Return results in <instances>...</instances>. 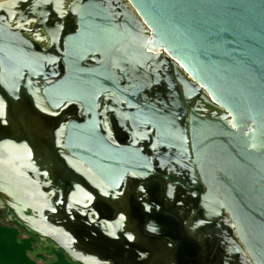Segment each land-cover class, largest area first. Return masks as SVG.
Segmentation results:
<instances>
[{"label":"water","instance_id":"95a60500","mask_svg":"<svg viewBox=\"0 0 264 264\" xmlns=\"http://www.w3.org/2000/svg\"><path fill=\"white\" fill-rule=\"evenodd\" d=\"M51 1L65 8L0 1V123L12 120L25 83L44 81L41 104L86 112L60 151L81 166L63 190L45 146L11 144L0 154V204L10 217L79 264H264V0H81L69 8L76 30L64 38L65 75L54 82L53 65L11 32L16 16ZM159 59L173 64L178 83L152 78ZM157 84L173 95L147 99ZM201 94L220 112L189 111ZM107 96L186 171L196 203L164 198L149 155L108 141Z\"/></svg>","mask_w":264,"mask_h":264},{"label":"flooded vegetation","instance_id":"af4514ba","mask_svg":"<svg viewBox=\"0 0 264 264\" xmlns=\"http://www.w3.org/2000/svg\"><path fill=\"white\" fill-rule=\"evenodd\" d=\"M79 1L81 0L61 1L62 5L65 6L62 10L55 9V2H47L37 12L29 11L23 17L21 15L16 16L11 25V32L19 47L27 49L28 53L31 54L37 55L36 53H39V58L44 59L43 61L45 63L53 65V69L55 68L53 73L56 74V76L50 79L51 82L57 81L65 75V63L64 59L61 58V53L64 51L65 46L64 38L76 30L75 21H73V17L68 12L70 6L75 3L77 4ZM99 1L108 3V0ZM148 35L150 34L148 33ZM93 62L94 61H92V63ZM94 63H96V61ZM150 68V75L152 78L164 75L162 76L164 80L170 78L175 83H178L179 75L175 67L164 59H159ZM41 83L42 87H37V85L32 84L35 88H32L31 84H29L30 90L27 89L25 83L22 87L23 95L21 99L19 98L20 101L16 100L17 104L11 107V111L9 110L12 120L7 123V126H1L0 123V154H7V147L9 148L11 144L16 142H29L35 144L34 149L36 150L38 144L45 146L46 158L48 160L51 159L52 170H57L55 176L59 183L58 188L63 189L64 187L63 190H70V188L74 187V184L68 185V183H66L68 181L67 176L74 175L76 177L79 173L77 166L81 165L72 157H69L72 162L65 158L63 159L64 155H61L62 153L60 151L63 152L62 149L65 148L68 126L73 122H85L86 112L80 104L75 103L67 104L60 110H53L41 104L38 94L40 92L42 95L44 91V81ZM47 83L50 82L48 81ZM158 85L159 84L153 88L152 92H147V99L155 101L156 92L162 91L166 96L173 95L174 92L171 94V91L167 89L169 86L168 84H163V86ZM34 100H36L38 104L34 103ZM195 108L202 111L205 109L209 112V115L220 112L218 109L206 104L203 94L189 99L187 109L192 111V109ZM1 111L2 108L0 103V112ZM132 114L133 111L118 98L107 96L101 100L100 115L102 127L108 141L117 147L132 145L149 155L152 164L155 165L157 176L153 181L156 185L160 186V190L165 191V195H163L164 198L175 204L184 203L191 205L193 200L196 203L197 198H193L192 187L189 185L191 180L188 178L186 171L178 168L173 163V158L161 151L154 138H150V132L138 125L132 118ZM17 117L19 120H17ZM42 167L44 168L43 171L47 172V168L43 165ZM31 169V173H34L35 171ZM61 183L63 185L60 186ZM201 191L200 189L196 190L198 193H201ZM170 192H172V194L169 196ZM29 213L31 214V212ZM8 215L10 217L9 213ZM14 221L16 224L23 227L18 220L15 219ZM28 232L37 236L40 241H43L42 237H39V235L30 231Z\"/></svg>","mask_w":264,"mask_h":264},{"label":"trees","instance_id":"16d2710c","mask_svg":"<svg viewBox=\"0 0 264 264\" xmlns=\"http://www.w3.org/2000/svg\"><path fill=\"white\" fill-rule=\"evenodd\" d=\"M20 230H23L28 239L21 237ZM38 242L37 236L20 225L15 223L14 226H6L0 223V264H37L29 253ZM57 254L60 258L57 264H74L62 250L57 251Z\"/></svg>","mask_w":264,"mask_h":264},{"label":"rangeland","instance_id":"374dc122","mask_svg":"<svg viewBox=\"0 0 264 264\" xmlns=\"http://www.w3.org/2000/svg\"><path fill=\"white\" fill-rule=\"evenodd\" d=\"M8 208L0 204V223L6 226H14L16 223L11 217H9ZM23 239H28L27 235L24 234L23 230H20ZM43 241H40L34 245L33 250L30 251L29 255L37 264H57L60 261V258L57 254V251L62 250L58 245L54 244L51 241H48L45 238H42ZM53 248V250L51 249ZM65 256L74 264H79L74 262L64 250H62Z\"/></svg>","mask_w":264,"mask_h":264},{"label":"built area","instance_id":"2783aa9c","mask_svg":"<svg viewBox=\"0 0 264 264\" xmlns=\"http://www.w3.org/2000/svg\"><path fill=\"white\" fill-rule=\"evenodd\" d=\"M214 102V101H213ZM215 103V102H214Z\"/></svg>","mask_w":264,"mask_h":264},{"label":"bare ground","instance_id":"6f19581e","mask_svg":"<svg viewBox=\"0 0 264 264\" xmlns=\"http://www.w3.org/2000/svg\"><path fill=\"white\" fill-rule=\"evenodd\" d=\"M1 177V176H0Z\"/></svg>","mask_w":264,"mask_h":264}]
</instances>
